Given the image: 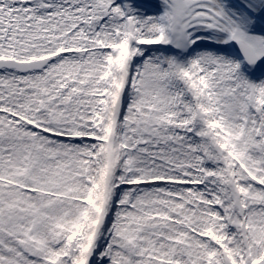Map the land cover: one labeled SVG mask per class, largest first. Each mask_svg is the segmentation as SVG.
Instances as JSON below:
<instances>
[{
    "label": "snow or ice",
    "instance_id": "snow-or-ice-1",
    "mask_svg": "<svg viewBox=\"0 0 264 264\" xmlns=\"http://www.w3.org/2000/svg\"><path fill=\"white\" fill-rule=\"evenodd\" d=\"M0 264H264V0H0Z\"/></svg>",
    "mask_w": 264,
    "mask_h": 264
}]
</instances>
